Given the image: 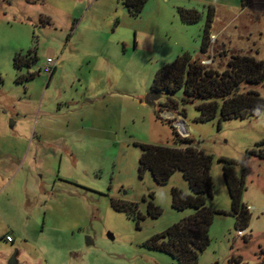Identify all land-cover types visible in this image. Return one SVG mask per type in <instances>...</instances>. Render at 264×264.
Returning <instances> with one entry per match:
<instances>
[{
    "label": "rangeland",
    "instance_id": "rangeland-1",
    "mask_svg": "<svg viewBox=\"0 0 264 264\" xmlns=\"http://www.w3.org/2000/svg\"><path fill=\"white\" fill-rule=\"evenodd\" d=\"M181 8L199 20L183 22ZM183 51L218 69L231 53L264 60V0H147L135 15L125 0H0V264L12 255L13 264H178L144 242L193 212L171 205V189L189 193L188 183L178 170L165 184L148 171L140 177L138 161L141 144L176 145L173 122L183 109L193 144L212 157L206 206L225 211L214 215L198 264H226L231 254L264 264V157L247 155L264 153V111L199 122L193 104L179 105L168 120L159 111L166 94L155 107L144 103L155 72ZM16 56L30 65L16 67ZM247 89L264 96V85ZM227 161L244 173L251 222L240 234ZM112 200L133 204L134 214Z\"/></svg>",
    "mask_w": 264,
    "mask_h": 264
},
{
    "label": "trees",
    "instance_id": "trees-1",
    "mask_svg": "<svg viewBox=\"0 0 264 264\" xmlns=\"http://www.w3.org/2000/svg\"><path fill=\"white\" fill-rule=\"evenodd\" d=\"M147 0H125V5L132 14H138ZM247 0H242V6ZM180 18L190 24L199 20L200 14L195 9H179ZM212 13L207 16L203 30L200 53L207 56L211 43L209 26ZM226 52V51H225ZM223 50L217 51L218 57H225ZM29 56H16L13 64L16 67L30 65ZM201 57V56H200ZM192 56L183 51L174 60L160 67L154 74L151 82V91L166 94L164 102L159 103V111L178 112L179 105L193 104L199 122L210 121L216 117L220 120L246 118L264 111V96L254 89L242 90L243 85H264V60H256L246 54L231 53L225 67L214 68L210 64L202 63L204 59ZM35 72H30L28 78H33ZM181 91L178 99L174 94ZM185 112L183 109L178 115ZM158 117V116H157ZM176 145L173 147L141 144V153L138 161V174L140 177L148 171L158 184H165L176 171H181L188 183L189 193L173 187L171 189V205L174 209H193V212L170 225L163 231L149 237L144 242L148 249L164 252L175 258L178 264H198L199 253L210 243L208 235L210 224L214 215L225 211L212 209L206 206V200L212 193V180L210 168L211 155L193 144L190 137L178 135L173 128ZM247 155L264 157L262 150L258 152L249 150ZM224 166L223 177L227 184L231 199L229 213L234 218L235 230L244 232L248 230L251 222V213L248 205L242 201L244 190V173L237 176L231 161ZM112 206L118 211H127L134 214L133 204H119L112 200ZM126 208V209H125ZM149 214L159 217L161 209L149 204ZM246 233L242 234V237ZM226 264H246L240 255L231 254Z\"/></svg>",
    "mask_w": 264,
    "mask_h": 264
},
{
    "label": "built area",
    "instance_id": "built-area-1",
    "mask_svg": "<svg viewBox=\"0 0 264 264\" xmlns=\"http://www.w3.org/2000/svg\"><path fill=\"white\" fill-rule=\"evenodd\" d=\"M46 62H47V67H51V65L53 64V61L50 58H47ZM202 63H206V62L202 61ZM170 113H171V111H165L163 113V118H166L168 120L173 118V114L171 113L172 115H170ZM178 117H181V116H178ZM174 125L176 126V129H177V131L181 137H187L188 136V131L186 130V125H183L182 123H180V124L174 123ZM182 125H183V127H182ZM6 240L11 241V238L8 236V237H6Z\"/></svg>",
    "mask_w": 264,
    "mask_h": 264
},
{
    "label": "water",
    "instance_id": "water-1",
    "mask_svg": "<svg viewBox=\"0 0 264 264\" xmlns=\"http://www.w3.org/2000/svg\"><path fill=\"white\" fill-rule=\"evenodd\" d=\"M160 95L161 94L158 92L150 91L149 93L146 94V96L144 98V103L149 105V106L155 107L156 101L159 99ZM87 240L89 241V239H87ZM13 263H15L14 255H12V257L8 261V264H13Z\"/></svg>",
    "mask_w": 264,
    "mask_h": 264
},
{
    "label": "clouds",
    "instance_id": "clouds-1",
    "mask_svg": "<svg viewBox=\"0 0 264 264\" xmlns=\"http://www.w3.org/2000/svg\"><path fill=\"white\" fill-rule=\"evenodd\" d=\"M172 113V112H171ZM174 116V115H173ZM178 116H181L182 117V120H183V122H184V118H183V116L182 115H178ZM178 116L176 117V119H175V121L173 122V124L174 123H176V120H177V118H178ZM184 124H185V122H184ZM174 127H175V129H176V126L174 125ZM176 131H177V129H176ZM177 133H178V131H177ZM179 134V133H178ZM187 137H189V135L187 136ZM248 209H249V207H248ZM239 234L241 233V232H238Z\"/></svg>",
    "mask_w": 264,
    "mask_h": 264
},
{
    "label": "bare ground",
    "instance_id": "bare-ground-1",
    "mask_svg": "<svg viewBox=\"0 0 264 264\" xmlns=\"http://www.w3.org/2000/svg\"><path fill=\"white\" fill-rule=\"evenodd\" d=\"M170 115H172V114L170 113ZM176 123H177V124H180V123H182L183 125H185L182 119H181V120H179V121H176ZM183 125H182V127H183ZM187 128H188V127H187Z\"/></svg>",
    "mask_w": 264,
    "mask_h": 264
},
{
    "label": "crops",
    "instance_id": "crops-1",
    "mask_svg": "<svg viewBox=\"0 0 264 264\" xmlns=\"http://www.w3.org/2000/svg\"><path fill=\"white\" fill-rule=\"evenodd\" d=\"M184 122H185V120H184ZM185 125H186V122H185ZM187 126V125H186ZM249 206V205H248ZM247 231V230H246ZM8 237V236H7ZM11 241H12V239H11Z\"/></svg>",
    "mask_w": 264,
    "mask_h": 264
}]
</instances>
